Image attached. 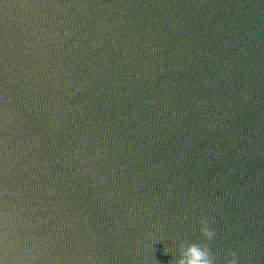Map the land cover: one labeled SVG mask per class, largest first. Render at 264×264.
Instances as JSON below:
<instances>
[{
  "label": "water",
  "instance_id": "1",
  "mask_svg": "<svg viewBox=\"0 0 264 264\" xmlns=\"http://www.w3.org/2000/svg\"><path fill=\"white\" fill-rule=\"evenodd\" d=\"M181 241L264 264V0H0V264Z\"/></svg>",
  "mask_w": 264,
  "mask_h": 264
},
{
  "label": "clouds",
  "instance_id": "2",
  "mask_svg": "<svg viewBox=\"0 0 264 264\" xmlns=\"http://www.w3.org/2000/svg\"><path fill=\"white\" fill-rule=\"evenodd\" d=\"M200 231L205 240H211L215 232L208 227L209 221L207 218H201ZM179 255L170 260L168 264H215L210 247L207 243L185 242L181 241L178 245ZM165 254H169L170 249H164ZM233 257L228 260L226 264H237L236 254L230 253Z\"/></svg>",
  "mask_w": 264,
  "mask_h": 264
}]
</instances>
